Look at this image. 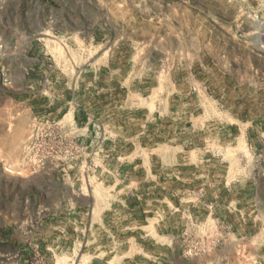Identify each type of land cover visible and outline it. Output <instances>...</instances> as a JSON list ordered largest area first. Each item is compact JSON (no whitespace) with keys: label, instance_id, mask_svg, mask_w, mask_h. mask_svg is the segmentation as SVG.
I'll list each match as a JSON object with an SVG mask.
<instances>
[{"label":"rangeland","instance_id":"1","mask_svg":"<svg viewBox=\"0 0 264 264\" xmlns=\"http://www.w3.org/2000/svg\"><path fill=\"white\" fill-rule=\"evenodd\" d=\"M0 264H264V0H0Z\"/></svg>","mask_w":264,"mask_h":264},{"label":"built area","instance_id":"2","mask_svg":"<svg viewBox=\"0 0 264 264\" xmlns=\"http://www.w3.org/2000/svg\"><path fill=\"white\" fill-rule=\"evenodd\" d=\"M0 48H1V46H0Z\"/></svg>","mask_w":264,"mask_h":264}]
</instances>
